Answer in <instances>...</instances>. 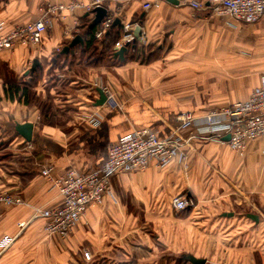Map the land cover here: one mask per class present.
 Masks as SVG:
<instances>
[{
  "label": "crops",
  "instance_id": "crops-1",
  "mask_svg": "<svg viewBox=\"0 0 264 264\" xmlns=\"http://www.w3.org/2000/svg\"><path fill=\"white\" fill-rule=\"evenodd\" d=\"M156 1L110 0L109 7L122 25L141 26V45L174 44L164 51V63L123 62L112 54L99 67H85V76L68 84L73 65L62 61L68 58L54 56L49 66L43 59L68 42L66 27L87 14L72 16L67 25L54 21L38 47L0 51V189L25 202L0 205V241L16 237L0 254V264H191L185 256L206 264H264V140L251 142L240 156L227 142L196 138L186 145L184 168L173 162L158 169L152 163L146 171L116 176L112 196L102 206L88 207L67 239L47 235L44 219L35 216L36 208L61 203L41 166H55L58 175L71 169L91 172L103 165L112 144L135 129H155L161 138L173 132L188 138L195 128L178 131V115L227 108L250 98L261 85L264 32L260 43L243 49V32L223 37L225 28L237 31L239 26L230 17L195 11L190 0H179L177 6L161 0L160 8L144 9L145 3ZM62 3L7 0L0 3V23H7L10 32L35 21L41 6ZM259 25L264 28V20ZM36 59L45 75L51 68L60 73L54 75L57 92L39 93L41 103L49 99L53 105L47 116L37 104L25 105L7 95L10 84L30 79L26 73ZM198 74L200 79H194ZM209 77L214 80L207 84ZM101 86L112 89L116 104L95 107ZM61 98L70 109L63 108ZM96 113L102 124L92 127L87 117ZM25 123L34 125L33 150L16 132V125ZM177 196L191 199L194 206L176 212L171 201Z\"/></svg>",
  "mask_w": 264,
  "mask_h": 264
},
{
  "label": "built area",
  "instance_id": "built-area-1",
  "mask_svg": "<svg viewBox=\"0 0 264 264\" xmlns=\"http://www.w3.org/2000/svg\"><path fill=\"white\" fill-rule=\"evenodd\" d=\"M160 1L145 3L144 9L160 8ZM109 2L110 0H65L62 4L41 6L35 21L18 25L10 32H7L5 23L2 22L0 51H14L17 45L38 47L44 36L53 28L54 21L59 20L67 25L72 16L94 14L97 8H105L108 15L95 32V38L101 40L110 34L116 19V15L110 10ZM189 5L195 11L230 17L238 24H257L264 20V0H190ZM137 26L138 24H124L121 38L114 46L115 50L118 51L134 41V30ZM80 27V19L77 17L72 25L66 27L64 35L67 40L79 34ZM99 88L107 97L106 104L117 103L111 88ZM100 115L96 113L87 117L88 123L92 127H99L102 124ZM176 122L178 131L189 126L195 129L189 133L188 138H180L175 132L161 138L155 129H135L127 137L112 144L103 165L88 173L71 169L58 175L55 166H41L42 176L59 192L61 198V203L57 206L35 209V216L45 221L44 231L47 235L69 238L81 219L86 216L88 207L102 206L106 198L112 196V184L116 176L146 171L152 163H155L158 169H164L173 162L177 163L179 168H184L188 160L186 145L196 138L223 142L229 135L228 145L243 156L251 142L264 140V79L245 101L201 116L183 113L177 116ZM28 146L30 150L34 149L31 142ZM171 202L176 212H183L194 206L191 199L183 196H177ZM24 204L21 196L0 189V205L11 207ZM19 226L23 229L25 224ZM15 240L16 237L4 236L0 241V254L7 251Z\"/></svg>",
  "mask_w": 264,
  "mask_h": 264
},
{
  "label": "trees",
  "instance_id": "trees-1",
  "mask_svg": "<svg viewBox=\"0 0 264 264\" xmlns=\"http://www.w3.org/2000/svg\"><path fill=\"white\" fill-rule=\"evenodd\" d=\"M1 2H7V0H0ZM81 23V31L80 36L84 41L83 45L75 46L74 52H76V57L73 60L77 59L79 61L77 64L85 65L86 67H95L103 65L108 59H110L112 54H115L114 51L115 44L119 41L122 35L123 26H116L113 28L111 33L105 36L101 40H97L95 38V32L97 30L98 25L91 28L94 23V17H90L84 15L80 18ZM70 41L64 44V48L70 45ZM142 48L141 42L139 39H136L135 42L131 43L128 46V51L124 56L125 62H131L133 60H139L144 52L148 49H140ZM161 49L153 50L148 57L149 60L155 57V51H159ZM63 51V50H62ZM57 54L56 59L60 58H68L71 56V53L68 54ZM143 52V53H142ZM157 53V52H156ZM76 63H73V65ZM54 69V68H53ZM52 70V69H51ZM54 71V70H53ZM46 72L43 70V67H38L34 74L29 76V80L27 82L25 80L22 81L21 84H10L7 88V95L11 100H18L20 103H24L25 105L37 104L38 107L42 110V115L47 116L50 112L52 113L53 105L50 103L51 100L41 103V95H38L36 88L42 80L46 78ZM50 115V114H49ZM187 211V210H186ZM185 212V211H184Z\"/></svg>",
  "mask_w": 264,
  "mask_h": 264
},
{
  "label": "rangeland",
  "instance_id": "rangeland-1",
  "mask_svg": "<svg viewBox=\"0 0 264 264\" xmlns=\"http://www.w3.org/2000/svg\"><path fill=\"white\" fill-rule=\"evenodd\" d=\"M260 23H257V24H247V23L246 24H239V26L237 28V31L225 28V33H224L223 37L225 39V38H227L229 33L233 34V33L243 32L242 33L243 36L241 37V41L244 42L242 44L243 49H247V48L248 49H252V47H253L252 46V42H259L260 43L261 38H262L261 35L264 32V30H263L264 28L260 27V25H259ZM5 28L8 29L7 28V23H5ZM80 33H82L81 29L79 30V35H80ZM212 39H213V37H212ZM141 46H142V48L148 49V50H146V53H144L142 55V57L139 59V61L137 63H143L145 61H146V63L149 62L147 60H149L148 57L151 55L150 53L153 51V49H162V50H159V51H161L160 53L158 51L154 52L155 53L154 54L155 57H153L151 59L150 63L157 62L159 60L164 63L165 58H166V55H164V51H166V49H173L174 48V44H170V40L165 41V43H163V45H161L160 47H157V48L154 46V43L150 44V42L148 43L147 41H146L145 45H141ZM142 48H140V49H142ZM59 53H61V52H59V50L54 51L53 54L51 55V57L47 58L46 60L43 59L44 63H46L47 66H49V64L51 65L52 58L54 56L57 57V54H59ZM62 61L63 62H65V61L69 62L71 65H73V63L77 64L79 62V61H77V59H75V60H73V59H68V60L63 59ZM76 64L73 65V70L71 72H69L68 76L66 77V81L68 82V84L73 83V81H75V77L76 76L77 77L85 76L86 72L88 71V68L89 69L91 68V67L85 68L86 66H82V69H80L78 67V65L76 66ZM95 67H99V66H95ZM165 68H166V65L163 64V71H165L164 70ZM51 69H49L47 71V75H46L45 80L43 79L42 83H40V85L37 86L36 91H37L38 95H39V93H42V90L46 94H49V92H53V90L56 91L55 88L57 86V83H55V79H57V78L54 75L55 74L59 75L60 73H58V74L55 73L54 74L53 68H51ZM77 70H79V72ZM165 73H166V71H165ZM197 73H198V71H197ZM216 74H217V72H216ZM197 76H200V74L194 76L195 77L194 79L197 78V80H199L200 78L197 77ZM211 76H212V74H211ZM212 77H214V76H212ZM212 77L207 78V80H206L207 84H208V82H213L214 79ZM244 79L246 80V78H244ZM76 85H78L77 87H80L79 83L76 84ZM74 88H76V87H74ZM71 91L72 90H70V89L69 90L65 89L64 92H68L70 94V93H72ZM236 92H238V91H236ZM238 93H244V90L242 89ZM60 101H63L61 104L64 106L63 107L64 109H70V107L72 106V105H70V104L68 105L66 102H64L65 101L64 98H61Z\"/></svg>",
  "mask_w": 264,
  "mask_h": 264
},
{
  "label": "water",
  "instance_id": "water-1",
  "mask_svg": "<svg viewBox=\"0 0 264 264\" xmlns=\"http://www.w3.org/2000/svg\"><path fill=\"white\" fill-rule=\"evenodd\" d=\"M164 1H167L171 4H174V5H179L180 2L179 0H164ZM95 17H94V23L93 25L91 26V28H93L94 26L96 25H99L108 15V11L105 9V8H97L95 11ZM120 27L122 26V22L119 18L115 19L114 23L112 24V27L111 29L113 30L114 27ZM140 33H141V26H137L136 29L134 30V35H135V39L133 42H135L136 39H141L139 38L140 37ZM83 38L78 35L76 36L70 43L69 46H66L63 51H62V54H68V53H71V55H74V47L77 46V45H83L84 44V41L82 40ZM128 46L129 44H127L126 46L122 47L121 49H119L118 51H116L115 53V56L116 57H119V59L121 61L124 62V56L126 54V51H128ZM38 67H41V63L39 60H35L33 62V65L31 67V69H29V71H27L26 73V76H30L32 74H34V72L36 71V69ZM98 91V95H99V98L98 100L96 101L95 103V107H101V106H104L107 102V97L105 95V93L103 92V90L101 88H98L97 89ZM33 130H34V125H32V123H25V124H19V125H16V132L25 139L26 142H32V137H33ZM230 140V136H226L223 141L224 142H228ZM185 259L190 262L191 264H206V261L204 259H197L193 256H185Z\"/></svg>",
  "mask_w": 264,
  "mask_h": 264
}]
</instances>
